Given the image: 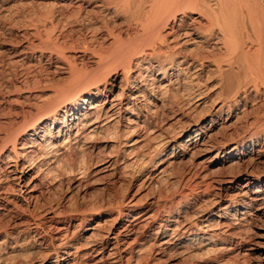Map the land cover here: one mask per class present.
I'll return each mask as SVG.
<instances>
[{
  "label": "bare ground",
  "instance_id": "6f19581e",
  "mask_svg": "<svg viewBox=\"0 0 264 264\" xmlns=\"http://www.w3.org/2000/svg\"><path fill=\"white\" fill-rule=\"evenodd\" d=\"M11 2L0 0V73L36 62L60 79L50 78L34 117L21 111L22 120L0 125V264H158L166 255L250 264L246 244H264L253 231L264 218V0H55L19 28L7 20ZM76 30L88 38H74ZM190 68L217 76L210 103L202 80L182 79ZM24 92L32 108L37 96ZM183 98L185 112L155 131L162 110ZM206 104L208 115L186 121ZM235 124L245 134L223 137ZM98 137L113 156L77 157ZM179 165L187 166L173 181L181 191L167 202L161 183ZM232 166L243 169L222 174ZM90 167L98 181L131 174L132 198L114 196L87 212L43 198L68 176L78 193ZM239 176L244 183L233 187ZM185 186L202 189L187 201ZM143 188L157 192L142 196Z\"/></svg>",
  "mask_w": 264,
  "mask_h": 264
},
{
  "label": "rangeland",
  "instance_id": "374dc122",
  "mask_svg": "<svg viewBox=\"0 0 264 264\" xmlns=\"http://www.w3.org/2000/svg\"><path fill=\"white\" fill-rule=\"evenodd\" d=\"M38 2H40L42 5L39 4ZM19 3H20V6H19ZM50 3L51 4H53V3L55 4V0H35V1L34 0H20V1L19 0H12V2L10 4L11 5L14 4L12 8L13 9L15 8V9L12 10V13L8 16L9 18L7 17V20L9 21L8 23H10L11 25L12 24L15 25V23H13V22H17L16 23L17 25H15V27L17 26V28H19L21 26V24L23 23L22 22L23 19H24V21L28 20L30 17L32 19V12H33L32 10H35L37 8L38 9L42 8V9H40V11L43 12V10L45 8V5H48ZM32 4H34V5H32ZM85 6L89 7V4H85ZM47 7H49V5ZM15 19H17L19 21H16ZM112 20L109 19L107 21L110 22ZM20 22H22V23H20ZM116 29H117V27L114 30L116 31ZM80 33H79V31L76 30L74 32V34H73V37L76 38V39H79V40H82L84 38H88L87 34H80ZM1 40H3L2 37H0V41ZM2 45L5 46L6 44H2L0 42V46H2ZM33 63L34 62H32L30 64V66H33V67L32 68H28L29 69L28 71H27V69H25V70L21 69L20 70V68L10 67V66H13V65H7V67H5L2 70L3 73L2 72L0 73V91H1L0 92V125H1V123H2V125H4V124L7 125L8 124L7 122L11 123L14 120L15 121L22 120L23 116L21 114L22 113L21 111H25L24 112V117L27 120L30 119V117H34L36 115L37 107L39 108L43 104L42 99H44L45 96L43 98L42 95H46V94L49 95L50 94V91H51L50 87L53 85V81L52 82H49V81L51 79H54V78H55V80H56V78L60 79V76L54 75V77H53V74L51 72L52 70L43 71L41 69L40 65H38L36 62L34 64ZM79 65H81V63ZM23 66H27V65H23ZM86 66H87V64H86ZM207 70L208 69H203L202 72L193 73L194 68H190V71H184V75H182V79H184V81L185 80L186 81H190L191 79H193V77H197L198 79L202 80L201 86H200V88H201L200 90L208 89V90L205 91L206 92L205 96L207 97L208 103H210L209 100L210 99H214L215 97H217V93L220 92V85L221 84L219 83L217 76H213L211 74V72L207 71ZM30 72H32V73L30 74ZM44 73H47V74L49 73V74L46 75ZM199 73H201V74H199ZM196 74L197 75L199 74V77L198 76H194ZM31 75H32V77H30ZM47 76H48V78H46ZM45 78L48 79L47 83L35 84L37 82V80L45 81L46 80ZM29 80H30V82H29ZM24 82H26V83H24ZM118 82H119V79L117 80L116 87L118 85ZM25 86H26V88L27 87H31L32 94L33 95L36 94V96H37L36 100L32 101V108L30 106H29L30 107L29 108L23 101V97L28 95L27 92H24V90H26ZM17 89H21V91H15ZM117 91H118L117 88L112 89V93L110 94V97H113L114 93H116ZM38 96H41L42 98L39 97L40 98L39 99ZM182 100L183 101H181L180 104L172 107L171 109L162 110L161 118L159 120H157V123L155 124V126H153V129H155V131H163V129H165L167 127V125L175 117H177V115L182 114L183 112H185V109L187 107L186 106L187 100H185L184 98ZM126 113L127 112H124L123 116H126L125 115ZM208 113H210V105L206 104L201 110H198L197 114H194V115L189 114V116H187V118H186V121H195L198 118V116L199 117L200 116L201 117L202 116H206V115H208ZM20 115H21V117H20ZM16 116H18V117H16ZM233 122H234V119H232L230 122H228V124L229 123H233ZM238 126H239V128H238ZM241 127H242V125H240V124L236 125L235 124L234 128H232L230 130H226L222 134V136L225 137L226 139H237V138H240V137H242L245 134V133H243L244 130ZM172 131L173 130L169 129V132H172ZM213 132L214 133L215 132L219 133V127L218 126L215 127ZM103 138L104 137L96 138L95 141L93 142V144L91 145L92 147L91 148H86V149L84 148V149H82V151L80 150L81 151L80 154H79L80 151H76L77 157H81L85 161L87 160V163H88V162H90L92 160V159L89 160L90 158H93V160L94 159L97 160V159H101V158L105 157L107 153H109V154L114 153L113 151H108L105 148H102L103 147V145H102V139ZM98 148H99V150H98ZM230 148H232V145L229 147V149ZM162 149H163V146L159 148L160 151ZM113 150H115V149H113ZM116 151L117 150H115V152ZM89 156H90V158H89ZM111 156H113V154H111ZM233 167H235V168H233ZM238 168L239 167H237V169ZM186 169H187V166L184 167V166L179 165V166H177L176 169H174L175 171H173V174H174V172H176L175 176L172 174L173 180L169 179V177L168 178L166 177L167 180L169 179V181H170L168 184H166L167 182H165L166 178L164 180H162V181H164V184H163V182L161 183L162 186H161L160 189L167 188L168 189L167 191L169 192L168 195L167 194L166 195L163 194V197L166 196L164 199L167 202L170 199L169 196L171 197V195L174 194L172 197H177V195L180 193L181 190L175 184V182L177 181L175 179L179 180V178L185 176L184 174L186 172ZM237 169H236V166L228 167L226 169L223 168L222 174H224V175H228V174L237 175L240 172V170H242L243 168L242 169H238V170ZM133 170H136V169L135 168L131 169V171H133ZM235 170H237L239 172H237ZM91 171H93L92 167H90L88 169V172H87L88 175L86 174L85 177L80 180L81 189L79 190L78 193L75 190H72L71 183H72V179L73 178L71 176H68V178L64 177V179H61V178L58 179L57 178L58 181L56 180L57 182L55 183L53 188L50 190V192H47V194H45L43 198L45 200L49 199V201L51 203H53L54 205H57V207L59 209H61L63 211H67V212L71 211V210L75 211V208H76V211L78 209L79 212H85V211L87 212L91 208H93L94 205L97 206L99 204V201L100 202L101 201H106V199L113 200L114 198H118V197L121 198L123 196L126 197L127 200L132 198V195H133L134 191L136 190V187H137L136 184H137L138 180L133 183V179H131L133 177H132L131 174H130L131 175L130 178H129L130 175H128V177L127 176H123V175H121V176L119 175V180H118V178L111 177L110 179L109 178H107V179L105 178L106 180L104 179V180L98 181L97 178L91 173ZM177 173H178V175H177ZM122 176H123V178H122ZM70 178H72V179H70ZM244 178L245 177H243V176H239V178H236V180L234 181L232 186L236 187L237 185H242L244 183ZM173 181H175V182H173ZM128 183H130V185ZM171 185H173V186H171ZM212 186H211V188H212ZM194 188L195 187L191 188V186L190 187L188 186V188H187V186H185L183 188V190L185 192H188L187 201H191L190 198L192 196H195L197 194L196 192H198V190L202 189V187H200L199 189H197V188L194 189ZM158 189L159 188L157 187V190ZM148 190H149L148 188H143L141 190V195L145 196V195L151 194V196H152L153 192H155V191L157 192V190H155V189H153V190L150 189L151 192H150V190L149 191ZM191 193L193 195H191ZM154 194H153V196H154ZM169 194H171V195H169ZM112 197H114V198H112ZM201 207L204 210L206 209L204 207V205H202ZM72 208H74V209H72ZM202 208H200V209L202 210ZM4 221L5 220H3L2 223H6ZM97 221H98V219H95L93 222H97ZM88 222H89V220H86L85 224L82 225V226H85L86 223H88ZM76 223H78V221ZM253 231L255 233H258V234L264 233V218H260V220L256 223L255 227L253 228ZM246 248L247 249H251L250 250V252H251V256H250L251 260L249 262L250 264H256L257 259L261 258L262 254H264V244L258 239H254V240L248 242V244H246ZM153 258H154V256H153ZM153 258H151V259H153ZM208 258L204 259V257H202L201 260H200V258L199 259L198 258L197 259H193L192 261H188L187 264H203V263L208 262L211 257L209 259ZM207 259H208V261H206ZM53 260H54V256H51L50 257V262L53 261ZM182 260L183 259H181L180 257H177V256H175V258H174V256L172 257V255H170V256L166 255L161 260L162 262H159L158 264H185V263H182V262H184V260L183 261ZM34 261L35 260L32 261V264L34 263ZM152 261L153 260H151L150 262L148 261V264H152L151 263Z\"/></svg>",
  "mask_w": 264,
  "mask_h": 264
}]
</instances>
